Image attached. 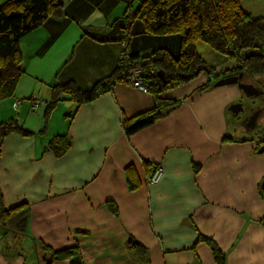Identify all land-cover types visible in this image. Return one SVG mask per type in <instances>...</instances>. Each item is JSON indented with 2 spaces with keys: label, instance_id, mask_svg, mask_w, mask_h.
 <instances>
[{
  "label": "crops",
  "instance_id": "1",
  "mask_svg": "<svg viewBox=\"0 0 264 264\" xmlns=\"http://www.w3.org/2000/svg\"><path fill=\"white\" fill-rule=\"evenodd\" d=\"M137 2L64 0L63 17L21 39L24 72L13 96L0 103V123L12 119L35 134L4 139L0 192L5 209L27 204L29 219L25 235L0 227V264H45L41 244L51 251L78 247L52 264H140L127 250L129 237L151 264H217L204 239L224 254V264H264V154L257 152L263 134L236 136L255 129L241 110L228 109L242 107L237 85L198 92L206 81L201 75L159 96L179 101L167 117L127 136L122 119L153 108L156 99L117 82L77 110L59 102L38 133L50 87L72 82L88 90L115 71L121 46L114 20ZM154 43L148 38L133 49L149 54ZM197 51L215 72L232 68L201 43ZM62 134L71 147L57 159L47 143ZM153 164L163 176L147 185ZM129 166L138 183L133 191Z\"/></svg>",
  "mask_w": 264,
  "mask_h": 264
},
{
  "label": "trees",
  "instance_id": "2",
  "mask_svg": "<svg viewBox=\"0 0 264 264\" xmlns=\"http://www.w3.org/2000/svg\"><path fill=\"white\" fill-rule=\"evenodd\" d=\"M63 9L64 0H6L0 6V103L13 96L24 72L23 56L19 49L21 39L49 19L63 17ZM114 23L120 26L115 31L116 40L121 46L115 71L88 90L72 82L50 87V100L44 110V126L38 133H43L50 113L59 102H73L77 110L81 105L95 100L99 94L109 92L117 82L129 84L131 71H139L136 77L142 81L146 93L155 97L156 104L149 110L122 119L123 131L127 136L167 117L179 101L159 96L201 75L206 81L197 88L198 92L213 88L216 81L235 73L247 78L264 75V48H260L264 44V16H252L239 6L237 0H138L135 5L126 6L123 16ZM135 25L139 29L136 30ZM96 33L89 32V36ZM138 38L140 41H137ZM148 38L155 40L152 52H135L133 47L147 45ZM198 43L209 47L218 57L235 61L236 66L215 72V67L208 64L197 51ZM174 45L178 47L177 53L169 49ZM249 48L254 52L244 54ZM13 133L24 138L35 134L25 131L12 119L1 122L0 155L4 139ZM258 145H264V133ZM70 147L71 139L67 134L54 136L47 143V149L57 159L62 158ZM154 165L158 164L152 167ZM126 175L129 189L135 190L138 183L131 166L126 168ZM111 209L116 212L114 208ZM28 219L27 204L5 209L0 192V227L4 231L25 235ZM204 240L210 245L215 262L224 264V254L212 242ZM41 247L44 254H48V259H44L45 264L64 261L78 253V247L61 251H51L44 244ZM126 247L140 264H151L147 250L133 237L127 238Z\"/></svg>",
  "mask_w": 264,
  "mask_h": 264
},
{
  "label": "rangeland",
  "instance_id": "3",
  "mask_svg": "<svg viewBox=\"0 0 264 264\" xmlns=\"http://www.w3.org/2000/svg\"><path fill=\"white\" fill-rule=\"evenodd\" d=\"M237 1L239 6L243 10L249 12L252 16L255 17L264 16V0H237ZM204 46L206 47V45ZM260 48H264V44H262ZM253 52H254L253 49L249 48L244 51V54L249 55L252 54ZM231 62L233 63L232 64L233 67V65H235L236 62L235 61H231ZM125 77L127 78L128 75L125 74ZM241 83L249 84L253 86L254 90L256 88V90H259L261 92L257 96L247 97L238 88L242 96V108H241L240 116L242 119L246 118L247 122H250L252 120V124L255 125V129L242 133L238 132L236 133V136L241 137L242 135H252V138L254 139L264 133V75L252 76L249 78L244 77ZM133 88L138 90L137 87H133ZM232 106H234V104L229 105L228 109L230 110Z\"/></svg>",
  "mask_w": 264,
  "mask_h": 264
},
{
  "label": "water",
  "instance_id": "4",
  "mask_svg": "<svg viewBox=\"0 0 264 264\" xmlns=\"http://www.w3.org/2000/svg\"><path fill=\"white\" fill-rule=\"evenodd\" d=\"M241 77H242L241 74H238V75H233L231 77L222 78L216 81L214 83V86L218 87V86H223V85L237 84L238 88L244 93V95H246L247 97H250L251 94H254V93H251L252 90H254V88L253 86L249 84L241 83L240 82ZM241 108L242 107L240 104H236L230 108V111L237 113L239 110H241ZM257 152L264 154V145L260 146ZM261 188L264 190V179L261 183Z\"/></svg>",
  "mask_w": 264,
  "mask_h": 264
},
{
  "label": "built area",
  "instance_id": "5",
  "mask_svg": "<svg viewBox=\"0 0 264 264\" xmlns=\"http://www.w3.org/2000/svg\"><path fill=\"white\" fill-rule=\"evenodd\" d=\"M138 72H139L138 70L130 72L132 76L130 75L129 84L133 87H137L138 90L141 91L142 93H146V88L143 86L142 81L136 77ZM37 103H38V101H35L33 103V105H32L33 109H35ZM162 176H163L162 168L159 165H154L152 167L149 175L146 177L145 183L147 185H154L161 180Z\"/></svg>",
  "mask_w": 264,
  "mask_h": 264
},
{
  "label": "flooded vegetation",
  "instance_id": "6",
  "mask_svg": "<svg viewBox=\"0 0 264 264\" xmlns=\"http://www.w3.org/2000/svg\"><path fill=\"white\" fill-rule=\"evenodd\" d=\"M238 74H240V73H238ZM237 73H235L234 75H238ZM231 76H233V75H229V76H227V77H231ZM241 81L244 79V77H246V76H243L242 74H241ZM240 81V82H241ZM251 93H254V94H251L250 95V97H253V96H257V95H259V93H261L259 90H256V88H255V90H252V92Z\"/></svg>",
  "mask_w": 264,
  "mask_h": 264
}]
</instances>
